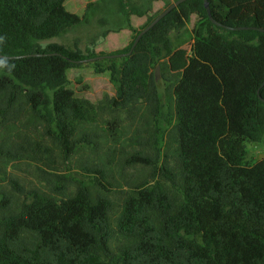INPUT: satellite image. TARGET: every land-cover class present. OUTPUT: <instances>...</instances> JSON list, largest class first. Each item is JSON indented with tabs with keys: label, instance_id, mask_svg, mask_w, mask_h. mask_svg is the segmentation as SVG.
Instances as JSON below:
<instances>
[{
	"label": "trees",
	"instance_id": "1",
	"mask_svg": "<svg viewBox=\"0 0 264 264\" xmlns=\"http://www.w3.org/2000/svg\"><path fill=\"white\" fill-rule=\"evenodd\" d=\"M67 1L0 0V57L15 64L0 69V172L56 151L70 159L80 142L90 143L78 133L99 112L143 106L151 153L135 152L129 162L151 165L152 175L124 192L119 208L101 168L93 170L101 178L80 180L74 191L55 187L61 196L32 190L19 203L0 192V264H264V160L253 161L246 148L264 145V0H208L212 18L236 30L213 24L203 0H187L130 55L98 60L108 55L50 42L81 27L99 6L91 2L79 16ZM101 1L135 32L117 54L128 53L173 3ZM155 2L164 9L151 16ZM131 17L147 22L136 31ZM187 37L191 55L163 102L156 68ZM85 63L109 73L116 91L99 106L69 89L68 71ZM163 122L168 139L173 135V163ZM2 181L22 190L14 178Z\"/></svg>",
	"mask_w": 264,
	"mask_h": 264
},
{
	"label": "rangeland",
	"instance_id": "2",
	"mask_svg": "<svg viewBox=\"0 0 264 264\" xmlns=\"http://www.w3.org/2000/svg\"><path fill=\"white\" fill-rule=\"evenodd\" d=\"M168 1L172 3L175 0ZM91 2L99 6L87 12V5ZM66 9L79 16L87 12V22L64 37L50 42L64 44L71 49L77 47L83 51L93 48L96 53L106 55L124 51L133 42L135 32L129 30L121 21L115 8L105 6L101 0H68ZM163 9L162 2H155L150 15H157ZM102 20L105 22L102 23ZM130 22L133 29L139 31L146 24L147 18L131 17ZM196 22L197 17L192 16L188 33H191ZM119 27L120 29L117 30ZM104 32H106L105 38L102 37ZM186 40L185 44L160 63L158 89L163 102L167 89L171 88V84L173 86L179 78L191 55L193 40L189 37ZM164 76L170 78L172 82H168ZM68 79L69 89L78 98L86 99L97 106L116 94L109 73H96L91 63L69 70ZM150 125L151 122L145 117L143 106H138L131 112L102 110L98 113L95 122L85 124L79 130L78 139L89 138V144L80 142L78 151L70 159H65L56 151L40 162L22 160L12 163L3 171V174L0 172V192L15 196L19 203L24 200L26 192L32 190L52 192L54 195L61 196L63 192L56 193L55 187H61L62 191L64 188L67 192L74 191L76 182L80 180L101 178L93 171L101 168L104 171L107 186L112 192L110 198L119 208L125 197L124 192H128L135 184L152 175L151 165L129 162V158L135 152L146 150L151 153V149L145 144ZM162 128L166 129L167 124L163 122ZM166 131L168 132L165 156L173 163L175 149L173 135L170 134L168 139L169 129ZM250 144L253 143L246 142L247 149ZM5 177L16 179L22 190L17 191L12 188L10 182L2 181Z\"/></svg>",
	"mask_w": 264,
	"mask_h": 264
},
{
	"label": "water",
	"instance_id": "3",
	"mask_svg": "<svg viewBox=\"0 0 264 264\" xmlns=\"http://www.w3.org/2000/svg\"><path fill=\"white\" fill-rule=\"evenodd\" d=\"M187 0H177L175 2H173L169 7H167L162 13H160L145 29H143L139 35L137 36V38L135 39L134 43H133V46L131 48V50L126 53V54H113V55H108V56H101V57H97L95 58L94 60H98V59H103V58H120V57H124L126 55H130L134 48L136 47V45L138 44V42L140 41V39L148 32L150 31L161 19H163L166 15H168L172 10H174L175 8H177L180 4H182L183 2H185ZM204 1V6L208 12V15L211 19V21L213 22V24L219 26V27H223V28H226L228 30H236L234 28H230V27H227V26H224L220 23H218L216 20H214L210 14V7H209V3H208V0H203ZM242 29H245V28H237V30H242ZM159 78H160V74H159V66L156 68V71H155V80H156V83H157V87H158V82H159Z\"/></svg>",
	"mask_w": 264,
	"mask_h": 264
},
{
	"label": "crops",
	"instance_id": "4",
	"mask_svg": "<svg viewBox=\"0 0 264 264\" xmlns=\"http://www.w3.org/2000/svg\"><path fill=\"white\" fill-rule=\"evenodd\" d=\"M249 157L255 162L264 160V145L261 144H250L249 149H247Z\"/></svg>",
	"mask_w": 264,
	"mask_h": 264
},
{
	"label": "clouds",
	"instance_id": "5",
	"mask_svg": "<svg viewBox=\"0 0 264 264\" xmlns=\"http://www.w3.org/2000/svg\"><path fill=\"white\" fill-rule=\"evenodd\" d=\"M5 40V37L0 36V44H2ZM15 68V64L9 62L7 57H0V69H7L9 71Z\"/></svg>",
	"mask_w": 264,
	"mask_h": 264
}]
</instances>
